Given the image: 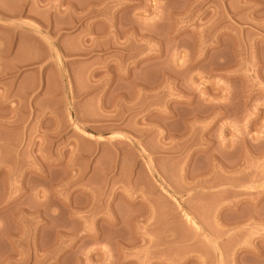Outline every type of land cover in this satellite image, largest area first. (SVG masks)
<instances>
[{
    "label": "rangeland",
    "instance_id": "rangeland-1",
    "mask_svg": "<svg viewBox=\"0 0 264 264\" xmlns=\"http://www.w3.org/2000/svg\"><path fill=\"white\" fill-rule=\"evenodd\" d=\"M0 264H264V0H0Z\"/></svg>",
    "mask_w": 264,
    "mask_h": 264
}]
</instances>
